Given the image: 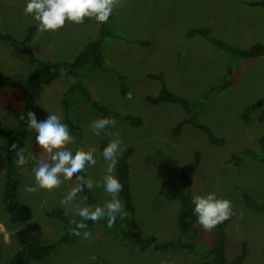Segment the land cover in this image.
<instances>
[{
  "label": "rangeland",
  "instance_id": "1",
  "mask_svg": "<svg viewBox=\"0 0 264 264\" xmlns=\"http://www.w3.org/2000/svg\"><path fill=\"white\" fill-rule=\"evenodd\" d=\"M259 1L264 0H120L108 26L124 41L107 40L105 71L83 70L84 85L101 104L142 120L140 126L115 120V127L110 130L119 133L122 150H133L129 158L130 188L135 219L141 231L160 241H177L180 236L178 203L161 194L162 191L175 193L179 185L161 166L148 163V159L161 150L174 164L183 167L199 152L200 165L190 174V195L214 193L217 198L231 201L234 214L226 227V252L232 259L245 243L248 256L243 264H264V212L247 208L235 192L244 189L259 203H264V163L244 160L236 167L229 159L232 154L247 149L261 150L264 106L252 113L248 121L242 119V114L250 104L264 98V57L232 56L215 48L205 37H188L187 34L191 29L209 28L214 38L240 49L264 43V8L250 5ZM26 3L27 0H0V35L9 34L22 41L29 27L35 26V36L29 46L44 61H69L89 40L98 37L99 27L94 20L82 25L66 23L58 32L40 34L37 22L24 15ZM133 40L149 44L141 46L127 42ZM32 68L26 55L0 38V80L20 83ZM228 68L233 70L232 84L218 92L216 89ZM115 73L124 76L127 94L132 93L131 100L121 93ZM160 73L173 93L195 104L197 121L223 138L225 144L210 143L204 132L189 124L174 137L176 126L189 115L179 105H152L147 101V96H156L161 88L160 82L148 76ZM72 82V78L62 76L41 89L33 111L38 121L45 120L49 113L60 115L63 120L62 99ZM23 92V84L0 90V130H15L14 118L21 108ZM68 103L71 120L80 126V140L75 138L70 148L73 151L97 149V164L86 166L85 171L88 178L100 180L107 166L102 157V133L94 135L88 129L90 122L100 116L79 98H72ZM35 135L27 127L23 149L26 157L32 153L38 160L40 148ZM6 142L7 138L0 136V153ZM36 160L30 159L23 167L17 166L20 173L18 199L32 209L33 220L42 226L43 239L52 242L59 239L64 230L51 211L61 208L69 219L77 217L60 204L74 180L65 182L54 195L44 191L26 192L24 186L34 184L32 169ZM4 181L5 174L0 172V264H13L12 258L20 249L17 231L21 225L9 219L2 198ZM93 196L96 205L109 199L102 188L93 189ZM78 200H83L81 194ZM86 230L92 233L90 238L75 236L70 244L28 264H198L197 257L186 252L140 251L127 245L113 227L95 226ZM213 240L214 229L204 231L199 225V236L194 242L196 251L206 252Z\"/></svg>",
  "mask_w": 264,
  "mask_h": 264
},
{
  "label": "trees",
  "instance_id": "2",
  "mask_svg": "<svg viewBox=\"0 0 264 264\" xmlns=\"http://www.w3.org/2000/svg\"><path fill=\"white\" fill-rule=\"evenodd\" d=\"M250 5L264 8V1L250 3ZM108 21L104 24H98V37L89 40L84 48L73 55L69 61H44L38 58L31 51L29 45L35 36V26L29 27L27 34L22 41L15 39L9 34L0 35L1 40L8 43L14 50L26 55L29 59L30 65L33 67L26 79L20 83L0 80V90L13 89L19 84H23L24 86L21 108L15 114L14 118L15 130H0V136H5L7 138L5 147L0 153V172H4L5 174V181L2 191L3 203L9 214L10 221L21 225V228L17 231V239L20 249L12 258L13 264H28L32 260H41L44 257L50 255L52 252L70 244L75 235H72L69 232V228L75 227L76 223L80 222V217L77 216L71 220L68 218L64 209L55 208L53 211H51V215H53V217L62 223L64 234L55 241L47 242L43 239L42 226L33 220V212L30 206L21 203L18 199L20 173L17 169V165L14 163V160L17 158L16 153L23 148V134L28 127L27 114L29 111H34L35 101L41 89L44 86L49 85L51 82L58 80L62 76L73 79V82L70 84L63 96L62 105L64 110L63 122L68 125L71 134L76 139L80 140V126L77 123H74L70 117L68 102L72 98L74 100L78 98L81 99L82 102L86 104L93 112H96L100 118L112 117L115 120H121L133 126H140L142 124V120L139 117L128 114H120L101 104L96 98L93 97V95L83 83L84 69H88L90 72H103L107 69L105 60V48L107 40H123L122 37H117V35H115L109 29ZM90 22V20L86 19L84 24H89ZM187 36L205 37L215 48L223 52H228L232 54V56L234 55L243 59L264 57V43L253 44L248 49L231 47L214 38L211 35V30L209 28L191 29ZM127 42L141 46H146L149 44L148 41L142 40H133ZM232 75V68H228L223 82L216 89L218 92H222L231 86ZM114 77L119 84L121 93L126 95L128 90L124 76L120 73H115ZM148 77L152 80L160 82L161 85L160 91L156 96L149 95L146 97L150 104H176L181 106L186 114L189 115L187 120L180 122L176 126L173 131L174 137H178L182 132L183 126L185 124H189L204 132L210 143L217 146L225 144V140L223 138L217 137L208 126L197 121L194 116L195 104H192L185 98L173 93L168 88L162 73L150 74ZM263 106L264 98L253 104H250L244 110L242 119L248 121L250 115ZM109 138V136L102 132V151L109 143ZM259 143L261 145L260 152L247 149L240 153H234L231 155L229 162L233 163V165L236 167H239L244 162V160H259L260 162L264 163V135L259 140ZM13 145H16V147L13 148ZM132 153L133 150L130 148L122 150V155L118 158L116 165V176L123 185V190L120 193V199L123 202L126 215L122 219L118 218L113 228H116L122 240L125 241L127 245H131L132 247L146 253L186 252L189 254H194L197 257L198 264L244 263L248 256V247L245 243L242 244L241 251L234 258L229 259L227 257L226 227L231 221L232 217L214 229L213 243L206 252L198 253L194 247V242L199 236V225L197 216L194 214V205L190 195V189L192 187V179L190 174L200 165L201 154L199 152L194 154L192 162L183 167L174 164V162L165 155L164 151L161 150L157 152L155 157L148 159V163L161 166L176 180L179 185L175 193L162 191L161 194L166 199L178 203L177 223L180 236L177 241H160L143 233L135 219V209L130 188L129 158L131 157ZM78 175L88 178L87 172L85 170ZM76 179L77 177H73L74 181ZM235 194L242 200L247 208L258 212H264V203H259L248 191L244 189H238L236 190ZM81 195L83 196V199L85 197L87 198L86 203L88 205H96V201L93 196V190L88 191L85 189ZM85 223L88 224L89 229L95 226L108 227L106 218L96 223H92L91 221H85Z\"/></svg>",
  "mask_w": 264,
  "mask_h": 264
},
{
  "label": "clouds",
  "instance_id": "3",
  "mask_svg": "<svg viewBox=\"0 0 264 264\" xmlns=\"http://www.w3.org/2000/svg\"><path fill=\"white\" fill-rule=\"evenodd\" d=\"M119 5L120 0H27L24 15L31 16L37 22L38 33H55L63 29L66 23L82 25L86 19L104 24ZM126 98L131 100L132 93L129 92ZM27 115L28 127L36 133L35 142L40 148V158L36 160L32 153L26 157L23 148L16 153L14 163L18 167L25 166L30 159L36 160L32 169L34 184L25 185L24 190L28 193L44 191L48 195H54L65 182H72L73 177H77L60 201L62 207L80 217V222L76 223L75 227H70L69 232L88 239L92 233L86 230L88 224L85 221L96 223L105 218L107 226L112 228L118 218L122 219L126 215L123 202L119 198L123 185L115 175L118 158L122 155V140L119 133L110 131L115 127V119L98 118L88 125L89 131L94 135L104 132L111 137L102 152L107 165L104 174L100 180H94L78 174L84 172L86 166L97 164L96 148L89 147L87 150L78 148L73 151L70 145L73 144L75 137L60 115L49 113L42 121H38L32 111ZM12 147L15 148L16 145ZM96 188H102L109 197L102 205H88L86 197L78 200L85 189L92 191ZM192 203L198 224L204 231H212L234 214L231 201L217 198L214 193L205 196L194 195ZM81 229L85 231L82 233Z\"/></svg>",
  "mask_w": 264,
  "mask_h": 264
}]
</instances>
